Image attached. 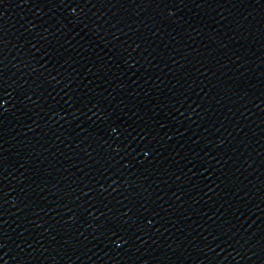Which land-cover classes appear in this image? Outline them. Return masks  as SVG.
I'll list each match as a JSON object with an SVG mask.
<instances>
[{"label": "water", "instance_id": "water-1", "mask_svg": "<svg viewBox=\"0 0 264 264\" xmlns=\"http://www.w3.org/2000/svg\"><path fill=\"white\" fill-rule=\"evenodd\" d=\"M0 264H264V0H0Z\"/></svg>", "mask_w": 264, "mask_h": 264}]
</instances>
